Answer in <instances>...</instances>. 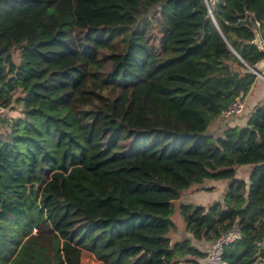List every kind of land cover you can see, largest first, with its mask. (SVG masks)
<instances>
[{
	"label": "trees",
	"instance_id": "trees-1",
	"mask_svg": "<svg viewBox=\"0 0 264 264\" xmlns=\"http://www.w3.org/2000/svg\"><path fill=\"white\" fill-rule=\"evenodd\" d=\"M210 8L0 0V104L22 113L0 115V264H81L83 250L102 264H197L206 251L171 237L172 214L209 178L228 179L221 199L177 205L189 236L236 223L220 264H264V95L244 123L206 130L255 80L264 0Z\"/></svg>",
	"mask_w": 264,
	"mask_h": 264
},
{
	"label": "crops",
	"instance_id": "crops-1",
	"mask_svg": "<svg viewBox=\"0 0 264 264\" xmlns=\"http://www.w3.org/2000/svg\"><path fill=\"white\" fill-rule=\"evenodd\" d=\"M255 67L259 71V74L256 73V77H255L253 84L243 96L244 107L242 111H240L239 113L232 114L226 117L225 119L218 118L215 121H213V124L215 123V126L219 127L221 131L226 125L244 123V121L246 120L247 114L251 110L252 106L264 95V57L259 59L255 63ZM250 167H251V164L249 163L240 164L236 168L237 170L236 174L238 176H242L245 179H247L248 170ZM227 183H228V180L226 178H218V179L209 178V179L204 180L201 183L191 185L190 187L184 189L180 197L175 200L176 207H175L174 212L179 213L177 209V205L180 201L191 202V203H201V204L207 205L208 203H210L211 201L215 199H221L223 197ZM203 190H209V191L211 190V192H214L215 195H212V197H208L206 193H205L206 195H199V196L196 194L197 192L203 191ZM174 225L181 231L180 232L181 235H185L183 237L188 236L191 239V242H193L194 244L197 245V241L198 242L200 241L198 239H195L194 237H190L189 236L190 234L185 229V227L180 228L179 224H177L175 221H174ZM179 238H182V237L173 236V239H179Z\"/></svg>",
	"mask_w": 264,
	"mask_h": 264
},
{
	"label": "built area",
	"instance_id": "built-area-1",
	"mask_svg": "<svg viewBox=\"0 0 264 264\" xmlns=\"http://www.w3.org/2000/svg\"><path fill=\"white\" fill-rule=\"evenodd\" d=\"M214 1L215 0H205L208 12L210 14H211L210 5L213 4ZM243 96L244 94L241 91H239L238 94H236L234 98L231 100V102L220 110L219 115L226 118L232 114L239 113L240 111H242L244 107ZM3 109L4 106L0 104V114L3 112ZM174 217L175 216H173V218ZM174 221L175 220L173 219V222ZM179 227L180 228L185 227V224L181 220ZM239 235H240L239 229L236 223H233V225L229 229L221 232L216 238L210 241L206 249L205 256L200 260H198L197 264H220L222 262L221 254H222L223 245L233 240L234 238L239 237ZM257 245L260 249L264 251V238L258 240Z\"/></svg>",
	"mask_w": 264,
	"mask_h": 264
},
{
	"label": "rangeland",
	"instance_id": "rangeland-1",
	"mask_svg": "<svg viewBox=\"0 0 264 264\" xmlns=\"http://www.w3.org/2000/svg\"><path fill=\"white\" fill-rule=\"evenodd\" d=\"M158 12L159 11H157L156 15L159 18L160 14H158ZM152 31H153L154 37H157L159 34L157 26L155 28H153ZM0 115H5L6 117H8V116L14 117V116L22 115L20 105L18 103L14 102L13 105H11V106H4L3 112ZM221 118L225 119V117H223V116H221ZM206 130H207V132L213 133L214 135L221 133V129L219 127H216L215 123L213 124V122L209 123ZM205 193L207 194L208 197H212V195H215L214 192H211V190L210 191L209 190L199 191L196 194L199 196V195H206ZM174 204L176 205L175 201H174ZM173 216H175V217L173 218ZM173 219L175 220V222L177 224H180V220L183 221L181 215L178 212H174L172 214V220ZM180 232L181 231L177 227H175V231H174V233H171L172 234L171 237L173 238V236H177V237L185 236V235H181ZM209 243H210V241H207V240H200L199 242L197 241V245L201 249H203L204 251H206ZM190 257H192V256H190ZM197 259H199V258H197ZM80 260H81V264H102V262L98 258H96L92 252H90L88 250H83ZM179 264H196V263L180 261Z\"/></svg>",
	"mask_w": 264,
	"mask_h": 264
},
{
	"label": "water",
	"instance_id": "water-1",
	"mask_svg": "<svg viewBox=\"0 0 264 264\" xmlns=\"http://www.w3.org/2000/svg\"><path fill=\"white\" fill-rule=\"evenodd\" d=\"M209 14H210V13H209ZM210 16H211V14H210ZM250 41H251V42H254V43H256V44H261V43H262V39H261L260 34H259V32H258V30H257L256 28L253 29V37L250 39ZM247 65L249 66V68H250L253 72L259 74V71L256 69L255 66H252V65H249V64H247Z\"/></svg>",
	"mask_w": 264,
	"mask_h": 264
}]
</instances>
